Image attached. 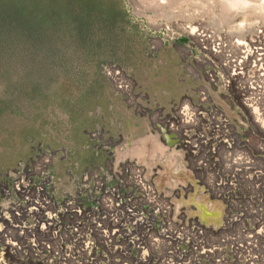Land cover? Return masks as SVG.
Here are the masks:
<instances>
[{
  "label": "rangeland",
  "instance_id": "rangeland-1",
  "mask_svg": "<svg viewBox=\"0 0 264 264\" xmlns=\"http://www.w3.org/2000/svg\"><path fill=\"white\" fill-rule=\"evenodd\" d=\"M224 4V0H0V210L8 211L20 200L15 192L6 194V185L13 181L10 174L21 165L30 166L36 173L35 185H43L54 200L44 205L47 213L59 215L66 200H80V210L88 215L77 219L69 214V219L62 217L61 221L68 227L80 221L83 232L92 230L97 252H92L91 264L122 260L136 264L124 252L109 253L110 247L107 259L101 257L106 246L96 244L95 229L116 224L107 219L113 214L112 208L106 207L108 204L101 207L89 194L96 192L90 172L97 169L98 176L107 177L106 186L113 187L120 185V178L132 179L137 168L158 192L157 207L171 208L168 214L153 218L154 230L137 228L152 257L150 262L140 264H219L216 261L220 259L225 261L220 264H264V234L257 236L252 231L264 229V153H258L264 147L263 130L243 111L222 80L214 84L208 74L212 69L221 71L222 78L227 74L219 67L222 58L213 57L209 46L212 40H226L229 48L239 40L224 18ZM247 18L256 21L242 14L234 18L233 24H243ZM213 19L220 20L222 28H216ZM199 30L207 31L209 41H199ZM217 96L231 114L225 112ZM183 109L195 116L205 110V118L184 125L178 116ZM214 116L228 122L217 127ZM183 140L192 144L200 140L201 151L193 155L194 149H187ZM249 156L247 162L251 165L246 167L244 161L235 160ZM125 158L143 165L151 175L133 161L115 164ZM234 161L241 171L238 176L230 172ZM200 162H206L208 168L197 167ZM225 165L229 169L225 170ZM170 166L184 170L177 179L171 175L164 182L162 177ZM183 171L188 179H183ZM256 171L261 175L257 176ZM154 175L158 176V187L176 186L165 189L164 194L155 187L151 179ZM231 179L232 188L216 186L219 180ZM196 185H202L212 198L222 202H211ZM120 186L124 195L132 190ZM100 195L96 193V197ZM170 196L179 211H175ZM27 197L36 201L44 198L40 192H31ZM22 201L24 206H34L29 200ZM202 202L214 210L225 207L219 224L202 218ZM190 204L209 226L186 219L184 205L187 209ZM92 206L97 211L89 213L87 208ZM145 207L148 215L151 206ZM18 212L11 214L7 225L15 238H20L16 226L21 222L34 226L39 221L36 214ZM236 215L244 219L230 222V216ZM120 218L128 219L123 214ZM166 218L170 232L167 238L161 233ZM125 224L135 229L132 221ZM197 226L200 231L195 230ZM125 233L115 235L117 246L128 247L129 236ZM173 233L182 238H175ZM32 236L38 238L39 234L24 235L26 239ZM251 240L254 246L249 248L246 244L250 245ZM52 241L58 247L59 240ZM238 244L241 247L236 254ZM199 247L219 251L203 256ZM132 252L135 258L141 254L137 249ZM80 255L64 264H84L85 256Z\"/></svg>",
  "mask_w": 264,
  "mask_h": 264
},
{
  "label": "bare ground",
  "instance_id": "bare-ground-1",
  "mask_svg": "<svg viewBox=\"0 0 264 264\" xmlns=\"http://www.w3.org/2000/svg\"><path fill=\"white\" fill-rule=\"evenodd\" d=\"M224 3H225L224 4V8H225L224 18L231 23L230 32L233 33L239 40H236L237 42L236 41L233 42L232 43L233 45L230 48L228 47L229 45L225 44V42L228 43L226 40L224 41L220 38H216L212 40L211 42L212 44L210 43L209 46H211L210 50L214 55L213 57L216 56L217 58H219V60H221L222 58L221 61L223 62L220 63L221 66L219 67H221V69L222 68L226 69L225 71L227 74H225V77L222 78L220 75L221 71L219 72V70L216 71L213 69L211 71L208 70L210 72L208 74H209L211 82L213 83L216 81H219L220 79L222 80L221 82H223L224 87L234 96V98L238 101V103L244 108V110L243 109L242 110L243 111L246 110L248 114L253 119H255L256 125L260 127V130L261 129L263 130L262 132L264 135V28H260L261 24L264 25V0H256L254 3L251 2V0H224ZM242 14L248 17L253 16L256 19V21H253L247 18L246 22H244L243 24H239V25L233 24L234 18ZM213 22L216 28H219V29L222 28V24L220 20L213 19ZM253 32L255 33L251 37L245 40H240L241 38L249 34H252ZM191 34H193V32ZM197 36H198L199 41L204 42V43L209 41L210 39V36L207 35V31L205 32V30H199V33L197 34ZM231 48H233L234 50H231ZM212 60H209V61H212ZM215 60L214 62L216 63ZM222 74L224 75L223 72ZM113 75H112V79H113ZM186 110L183 109L182 112L178 114L181 122L184 125L190 124L193 120H196L199 117H201L202 119L205 118V114L203 113L205 110L203 112L201 110L202 113H199L198 116H195L194 114H191ZM219 117L220 118L215 117V116L213 117V120L215 122L214 124H216L217 127H220V126L223 127L222 126L223 123H227L228 121H226L225 119L222 121L221 116ZM184 136H185V139L188 138L186 135ZM198 137H200V135H198ZM202 139H205V138H202ZM198 142L200 143V140ZM199 143L195 144L194 142L192 144V143L187 142L186 140L184 141V144L187 145L185 146L187 149H190V148L194 149L193 155L194 154L197 155L198 152L201 151V148L199 147ZM228 145H231V144H228ZM247 147L249 148V146ZM259 150L260 151L258 153L260 154L264 153V147L259 148ZM213 151H215V148H212V152ZM161 153L162 155H164V152H161ZM247 158L240 159L238 157L235 160L237 162V159H238L241 161V163H243L244 161L243 164L246 167L248 165H251L250 162H247L250 160V156ZM234 163L235 161L230 166L232 167L230 172L234 174L235 176H238L241 171L236 168ZM196 165L197 167H204V168H208L209 166L206 164V162H200L198 164L196 163ZM239 167H242V166H239ZM182 168L183 167H178L175 169L174 167L175 169L174 170L173 167L170 166V168L166 172L165 177H162V179L164 180V182H166L167 179L171 175L174 176V179H175L177 175H179L180 171L184 170ZM227 169H229V167L225 165V170ZM32 170L30 166L21 165V167L13 170V172L10 174L13 177V181L9 182L6 185V189H7L6 194L11 195L12 192H15L19 196L20 200H18L15 203H12V206H10L8 211L0 210V264H53L57 261H60L61 264H64V262L69 263L71 259L75 260L76 259L75 255L78 256L79 254H82V256L83 255L85 256L84 259H86V261H83L84 264L93 263L94 261L93 254L97 252V248L95 247V238H92V235H91L92 230H87L86 233L83 232L81 229V226L83 224L80 221H77L75 227L65 226V224L62 223L61 221L62 217L63 219H69L68 217L69 214H73L77 219L85 215H88L83 212L84 211L83 209L80 210V203H79L80 200L79 199L66 200L63 204H61V207L59 209V215L53 214V213H47L45 211L44 205L47 204L48 202H54V200L50 198L47 195V193L44 191L43 185H38V186L35 185L33 176L36 173H34ZM135 170L136 171L132 179L126 178L125 180L123 177V178H120L122 179L121 181L119 180L120 185H127L129 188H132V190H130V192L126 193L125 195L121 193L120 185L113 186V187H107L106 186V183L108 180L107 177L101 178L100 177L101 175L98 176L97 169L94 173L90 172V174L92 173L91 176H93L96 181L95 189H94L96 192L90 193L89 197L96 198L95 199L96 202L97 203L99 202L102 204L101 207L108 204L106 205V207L108 206L111 207L112 208L111 212H113V214L108 215L107 219L112 220L116 224L115 226L109 227V228L107 226H101L97 224L98 225L97 229H95L96 237L99 242L96 244L97 245L103 244L106 246L105 248L106 252L105 253L103 252L101 254V257L103 259H107L106 257V254L108 252L107 248L110 247L109 253H110V250L124 252V255L128 259L131 258L132 263L134 260L136 261V264L146 263V261L150 262L152 257H150L151 255H149L148 253L149 249H146L147 246L142 242V238L139 235L140 230L137 231V228H139L140 226H143V227H151L154 230L153 218L156 217L160 213L168 214V211L171 210L170 206L169 208L168 207L165 208V210H161V208L157 207V204L155 202H156V197H157L158 192L149 182H147L144 179L143 172L141 170L139 169L137 170V168ZM199 170L201 171L202 169H199ZM254 173L257 176L261 175V171H256ZM41 175L42 176L44 175L45 177V174H41ZM182 176H183V179L184 178L188 179V174L186 172H184ZM245 177L247 179H251L249 178V176L245 175ZM89 178H90V175H89ZM84 181L86 182V180ZM216 186L218 188H221V187L222 188H232L233 180L232 179L227 180V182L223 180H219ZM31 192H40L44 198L41 200H37L39 202H37L36 200L29 199L27 195H30ZM97 192H101V195L96 197ZM133 192H137V194L139 195L135 197ZM222 198L226 200L225 196H223ZM233 199L234 197H231L232 201ZM22 200H26V201L29 200L32 203L30 205H34V206L32 207L24 206ZM135 200H139V201L137 202ZM135 202H137L140 205V207H137ZM145 205L151 206V210H150V213H148V215L146 212ZM208 206H209V203L202 202V205L199 208L202 213L201 214L202 218L207 221H215L216 223L219 224L222 219L223 209L222 211L220 208H218L217 210H214ZM22 210H25L27 215L36 214L37 216H39V221L34 226L30 225L27 222H24V223L21 222L20 226L19 225L16 226L18 227L16 229L20 231L19 232L20 238H15L9 231V226L7 227V225L10 221L11 214H13L14 216L19 215L18 211L22 212ZM87 211L89 213H94L97 210L94 206H92L90 208H87ZM122 214L127 216L128 219L126 221H122V219L120 218V215ZM243 219H244L243 215H236V216H230L229 221L232 223H237ZM130 221H132V226L135 227V229L125 224V222H130ZM165 221L166 223L162 225L163 230L161 231V233H163L164 237L167 238L166 235L170 234L169 230H167L169 222L167 218L165 219ZM2 222L5 225H2L1 224ZM114 227H118L119 229L114 228ZM195 230L200 231V228L197 226ZM252 231L257 236L260 233L264 234V229L261 227L258 229L252 230ZM32 232H38L39 237L35 238V236H32L29 239H26L24 237V235L31 234ZM121 232L122 233L126 232L125 233L126 237L129 236V239L127 242L128 243L127 248L119 247L116 245V243H114L113 239H115V235ZM173 236H175V238H178V239L182 238L181 234H177V235L175 234ZM53 239L59 240L58 247H54L53 241H52ZM26 240H27V243H26ZM251 241L252 242L250 245L246 244V246L249 248L251 246H254L253 240ZM199 246L201 247V245ZM237 246L238 247L235 248L236 254L238 253L237 250L239 247H241V245L238 244ZM200 247H199V249L201 250L200 254H202L203 256H205V254L207 253L212 254L214 252L219 251L218 248H215V247H212L211 249H207V250H205L206 248L201 249V248H204V246L201 248ZM133 249H137L138 251H141V254L138 255V258L134 257V254L132 252ZM93 251L94 253L92 254ZM82 256L80 255V257ZM238 258H241V255H238ZM253 261L254 259L252 260V262ZM216 262L220 264L225 261L220 259ZM171 263H173V261H171ZM116 264H128V263H126L125 260H122L120 263H116ZM129 264L131 263L129 262Z\"/></svg>",
  "mask_w": 264,
  "mask_h": 264
},
{
  "label": "water",
  "instance_id": "water-1",
  "mask_svg": "<svg viewBox=\"0 0 264 264\" xmlns=\"http://www.w3.org/2000/svg\"><path fill=\"white\" fill-rule=\"evenodd\" d=\"M217 99L219 100V103L223 106V108L225 109V112L229 115V114H231V111L229 110V108L226 106V104H224L219 98H218V96H217ZM167 136L169 137L170 136V134H167ZM167 136H164L165 138H168ZM171 137V136H170ZM177 151H179V150H177ZM125 160H129V161H133L134 163H136L137 165H141V164H139L138 162H136V161H134V160H132V159H122V160H120V161H118V162H115V164H118L119 162H121V161H125ZM141 166H143V165H141ZM144 167V166H143ZM145 168V167H144ZM145 171H146V175H147V173H148V171H147V169L145 168ZM191 172V171H190ZM149 174V173H148ZM191 174L193 175V176H195V174L193 173V172H191ZM149 175H151V174H149ZM157 175H159V173L157 172ZM158 177V176H157ZM157 177H155V175L154 176H152L151 177V179H152V181H153V183H154V185H155V187L157 188V190H161V192H163L164 194L166 193L165 192V189L167 190V189H170L171 187H173V186H176V184L175 183H172L171 185H169V186H166V187H164V188H160V187H158L157 186V184H156V179H157ZM196 183H198L199 182V180H197V179H195L194 180ZM196 187H198V189H199V191L200 192H202V194L203 195H207L208 197H209V200L211 201V202H215V201H219V202H222L221 200H218V199H215V198H212L211 197V195L208 193V192H206L205 191V189H204V187L202 186V185H196ZM190 192H188L187 194H186V199H184V201L185 200H187V195L189 194ZM182 197V194H181V196L179 197V199ZM170 198H171V202H172V199H173V197H171L170 196ZM210 198H212V200L210 199ZM179 199H177V200H179ZM172 204H173V206H174V209H175V211L177 212V211H179L178 209H176V207H175V205H174V203L172 202ZM191 206L189 207V208H187L186 209V207H185V205H184V208H185V210L183 209V211H184V213H185V217H186V219H191V218H193V219H195V220H197L200 224H203V225H205V226H209L210 224H205L200 218H199V216L197 215V214H195V208H194V205L193 204H190ZM180 209V208H179ZM182 210V209H181ZM223 210H224V212H225V207H223ZM213 227H215L216 225H212Z\"/></svg>",
  "mask_w": 264,
  "mask_h": 264
}]
</instances>
